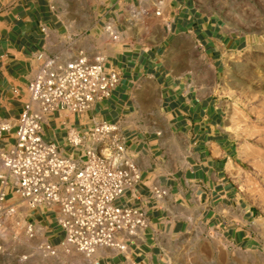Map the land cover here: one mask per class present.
Instances as JSON below:
<instances>
[{
    "label": "crops",
    "instance_id": "crops-1",
    "mask_svg": "<svg viewBox=\"0 0 264 264\" xmlns=\"http://www.w3.org/2000/svg\"><path fill=\"white\" fill-rule=\"evenodd\" d=\"M216 8L215 0H0V151L15 142L37 54L60 63L100 56L104 70L119 74L111 94L90 109L56 110L42 125L46 142L77 155L66 143L70 128L116 123L138 168L139 182L115 203L142 210L147 225L123 237V251L98 248V264H169L171 241L193 221L229 231L242 216L233 180L238 143L215 89L224 55L244 49L248 36ZM154 187L166 195L155 197ZM25 221L48 233L49 244L63 241L52 211L26 209Z\"/></svg>",
    "mask_w": 264,
    "mask_h": 264
},
{
    "label": "built area",
    "instance_id": "built-area-1",
    "mask_svg": "<svg viewBox=\"0 0 264 264\" xmlns=\"http://www.w3.org/2000/svg\"><path fill=\"white\" fill-rule=\"evenodd\" d=\"M105 29L112 40L117 39L110 27ZM36 58L39 62L27 84L15 142L0 151V218L14 216L21 205L45 208L54 213L63 232L62 244L86 256L101 247L123 251V237L136 236L147 219L142 210L115 203L140 179L119 126L93 120L83 131L70 128L66 143L77 155L62 154L55 143L42 138L49 114L85 112L111 94L119 74L114 68L104 70L100 56L89 59L80 54L66 63L41 53ZM4 129L0 126V131ZM166 193L164 188L153 189L157 198ZM40 231L45 235L42 228L26 222L29 238ZM45 243L49 247L46 237Z\"/></svg>",
    "mask_w": 264,
    "mask_h": 264
},
{
    "label": "rangeland",
    "instance_id": "rangeland-1",
    "mask_svg": "<svg viewBox=\"0 0 264 264\" xmlns=\"http://www.w3.org/2000/svg\"><path fill=\"white\" fill-rule=\"evenodd\" d=\"M215 1L228 25L248 36L244 49L224 55L215 89L225 128L238 143L241 169L233 180L242 216L229 231L228 224L193 221L171 241L168 262L264 264V0ZM26 209L21 205L14 216L0 218V264H98L94 254L86 256L64 243L47 247L48 233L29 238Z\"/></svg>",
    "mask_w": 264,
    "mask_h": 264
},
{
    "label": "bare ground",
    "instance_id": "bare-ground-1",
    "mask_svg": "<svg viewBox=\"0 0 264 264\" xmlns=\"http://www.w3.org/2000/svg\"><path fill=\"white\" fill-rule=\"evenodd\" d=\"M100 250V249H99ZM94 258V257H93ZM95 263V262H94Z\"/></svg>",
    "mask_w": 264,
    "mask_h": 264
}]
</instances>
